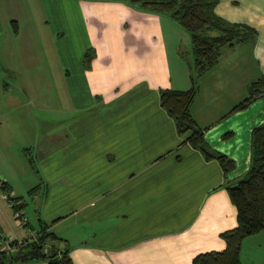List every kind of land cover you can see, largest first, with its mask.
<instances>
[{
    "label": "crops",
    "instance_id": "crops-1",
    "mask_svg": "<svg viewBox=\"0 0 264 264\" xmlns=\"http://www.w3.org/2000/svg\"><path fill=\"white\" fill-rule=\"evenodd\" d=\"M57 2L0 0V182L27 218L14 217L0 185V234L29 239L44 223L72 264H192L223 250L221 233L237 223L226 184L248 169L252 129L264 122V93L233 110L264 78V0H217L215 14L257 35L223 50L191 105L205 141L232 161L226 173L185 142L160 104L161 89L191 86L188 68L169 56V17L123 4L112 22V8L78 7L69 35L82 26L80 54ZM20 117L38 176L30 205L3 170ZM239 264H264V229L243 240Z\"/></svg>",
    "mask_w": 264,
    "mask_h": 264
},
{
    "label": "trees",
    "instance_id": "trees-1",
    "mask_svg": "<svg viewBox=\"0 0 264 264\" xmlns=\"http://www.w3.org/2000/svg\"><path fill=\"white\" fill-rule=\"evenodd\" d=\"M135 8L167 15L189 35L193 64L191 86L186 90H160V104L175 122L177 132L185 135V142L198 149L206 159L217 160L226 173L232 161L224 154L211 148L201 128L191 113V105L198 91V78L215 66L225 48H233L255 38L257 32L251 26L231 23L214 12L217 0H132ZM88 49L83 61L93 55ZM264 93V78L251 82L247 96L233 110L245 107L255 97ZM7 200L14 211L22 208L17 197L9 196L6 182H0ZM229 198L237 211V223L232 229L221 233L225 248L220 251L200 253L192 264H239L243 240L264 229V122L251 132L250 162L246 172L237 180L226 184ZM4 238L0 234V264H27L44 261L47 264H72L67 248L59 246L61 238L47 231L41 224L40 230L29 239L10 240L11 250L2 249Z\"/></svg>",
    "mask_w": 264,
    "mask_h": 264
},
{
    "label": "rangeland",
    "instance_id": "rangeland-1",
    "mask_svg": "<svg viewBox=\"0 0 264 264\" xmlns=\"http://www.w3.org/2000/svg\"><path fill=\"white\" fill-rule=\"evenodd\" d=\"M105 1L58 0L57 2L58 6H61L64 10V15L62 17V24L60 25V27L63 25V27L66 29V33H68L69 35L71 33L72 28H75L77 16L81 22V19L78 14L79 11L78 7L82 9V7L93 6L96 10L98 8H101L102 10L104 7L112 8L115 10V15L111 14L109 18L112 20V22H117V18L119 17L118 11H120L119 13L122 15V7L124 5L132 7L133 4H135L133 3L132 0H109V3ZM91 19L93 20V18ZM163 22L165 25L170 24L171 26L170 29H166L169 56L171 61H174L175 68H177V65H179L180 62L182 66L188 68L190 74L191 66L193 64V55L191 52V44L188 33L170 18L165 17L163 19ZM69 39L73 40L74 47L77 45L80 47V49L79 48H75V49H79V53L82 54L85 49V48L83 49V43L85 42V37L82 26L81 29L79 28L78 33H76L74 30V32L71 35H69ZM171 55L174 56L175 59ZM177 56L178 58L176 59ZM16 89L18 93V89H19L18 85L16 86ZM17 97L19 98V94L17 95ZM16 115L19 114L16 113ZM26 118L27 117L25 118L20 117L18 126H17V121H14L13 126L10 127V131L12 132V134L10 141L11 143L9 144V147L11 150L14 151V153L13 152L11 153L12 157L10 158V161H3V170L7 171L4 172L8 177V179L17 185L19 191L23 193L25 201H27V203L30 205L29 200H30V195H32L31 190L36 185L34 183L35 180L36 181L38 180V176L35 175L34 166H33L35 165L33 161L34 153L32 150H30L29 143L26 140L27 131H28V128H26V123L29 122V119ZM53 119L54 116H52V113L49 110L47 114V120L48 122H51Z\"/></svg>",
    "mask_w": 264,
    "mask_h": 264
},
{
    "label": "built area",
    "instance_id": "built-area-1",
    "mask_svg": "<svg viewBox=\"0 0 264 264\" xmlns=\"http://www.w3.org/2000/svg\"><path fill=\"white\" fill-rule=\"evenodd\" d=\"M4 198L7 200V195H6V194H4ZM7 203H8V205H9V207H12V203H11V202L7 201ZM14 217H15L16 219H19V221H20L21 223H23V224H25V223L27 222V218L24 217L23 212H22L21 209H20V210H16V211L14 212ZM35 235H36V234H32V237H35ZM9 241H10V240H8V239H5V240H4V246H3L2 249H5V250H11V248H10V246H9Z\"/></svg>",
    "mask_w": 264,
    "mask_h": 264
}]
</instances>
